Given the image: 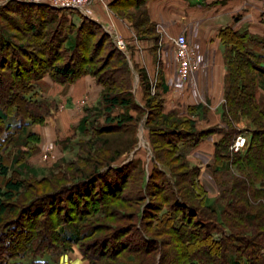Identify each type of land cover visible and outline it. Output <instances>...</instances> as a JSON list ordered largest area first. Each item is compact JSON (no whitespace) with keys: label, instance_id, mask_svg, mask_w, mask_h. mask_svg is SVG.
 <instances>
[{"label":"trees","instance_id":"16d2710c","mask_svg":"<svg viewBox=\"0 0 264 264\" xmlns=\"http://www.w3.org/2000/svg\"><path fill=\"white\" fill-rule=\"evenodd\" d=\"M149 1L110 8L159 41ZM219 36L221 124L203 128L209 107L166 111L165 85L131 65L97 22L47 4L0 5V264H57L76 248L90 264H264V39L231 27ZM85 76L102 87L99 104L66 140L74 157L39 179L25 157L41 150L34 127L58 112L44 95L46 78L64 86ZM141 126L150 162L137 158ZM214 135L212 198L194 153ZM240 136L246 145L235 153ZM13 167L19 178H7Z\"/></svg>","mask_w":264,"mask_h":264},{"label":"crops","instance_id":"0c3cea01","mask_svg":"<svg viewBox=\"0 0 264 264\" xmlns=\"http://www.w3.org/2000/svg\"><path fill=\"white\" fill-rule=\"evenodd\" d=\"M7 1L0 0V5ZM112 1L93 2L85 9L77 11L100 24L114 38L118 35L126 41L125 52L129 59L132 57L131 65L135 63L137 67L145 69L154 85L163 84L167 88L164 94L166 111L178 109V112L183 114L188 106L204 104L209 107L210 112L208 120L200 122L201 126L209 128L221 124L218 110L224 103V80L227 70L220 31L231 27L264 39V0H229L225 5H221L222 0H207V5H200V0H150L147 10L150 21L156 24L155 32L159 41L152 37L139 36L128 20L121 18L110 8ZM77 15L71 18H74L75 22L80 21ZM180 34L186 35L197 61V71L190 76L186 84H182L176 74L175 49L172 42ZM136 78L138 93V75ZM48 80L49 78H46V82ZM101 93L102 87L97 84L95 78L85 76L71 86L69 96L79 100L85 95L96 97ZM258 96H264L262 89L258 90ZM68 117L67 112H61L47 119L40 131L43 136V148L46 149L49 141L56 138L55 131L58 126H68ZM77 124L79 125V122ZM217 139L218 136L214 135L200 144L194 156L207 165L213 162L214 142ZM206 170L210 172L208 167ZM216 193L218 195V190ZM63 258L67 261L68 257Z\"/></svg>","mask_w":264,"mask_h":264},{"label":"rangeland","instance_id":"374dc122","mask_svg":"<svg viewBox=\"0 0 264 264\" xmlns=\"http://www.w3.org/2000/svg\"><path fill=\"white\" fill-rule=\"evenodd\" d=\"M207 13V12H205ZM202 14V15H205ZM207 15V14H206ZM174 45V44H173ZM174 47V46H173ZM175 49V47H174ZM187 83V82H186ZM73 84H66L64 86H61L59 84H56L52 82L50 79L47 81V83L43 86L44 95L49 100H56L58 105V112H67L69 114L68 120H70L68 126H65L60 128L58 126V129L55 131V137L52 138L49 143L46 146V149L41 146V150L28 155L25 157V163H27L31 169H33L34 172L37 173L39 179L43 178V176L46 174V171L50 169L52 166L57 164L60 159H68L74 157V152L65 151V143L67 139H72L74 135L76 134V127L77 123L80 122L82 117L84 116V110L87 108L95 107L99 104V100L101 97H91L90 95H85L83 98H80L79 100H75L74 98L70 97L71 94V86ZM137 83L135 85V88L137 89ZM137 91V90H136ZM47 122V121H46ZM41 127H34V131L36 133H39L41 135ZM36 129V130H35ZM42 142H43V136L41 135ZM138 149L140 150L138 152L137 158H141L143 161L150 162L152 159V155L150 154V146H149V140L147 136V131L142 127L139 130V145ZM11 161L9 160V163ZM8 163V166L10 164ZM198 163V162H197ZM200 165V164H199ZM203 169L202 172V182L206 185L207 189L210 191V195H217V186L214 182V178L211 176L210 172H208L206 169V164L201 166ZM15 169H17L15 167ZM16 172L14 171V167L10 169L9 176L7 178L15 177ZM16 176V178H19ZM5 178L1 176L0 174V186L4 185ZM212 197V196H211ZM214 198V197H212ZM67 256V261L64 260L63 257ZM57 264L61 261L60 264H90L87 260L84 259L81 251L79 248H76L74 253L65 254L58 259H55Z\"/></svg>","mask_w":264,"mask_h":264},{"label":"built area","instance_id":"2783aa9c","mask_svg":"<svg viewBox=\"0 0 264 264\" xmlns=\"http://www.w3.org/2000/svg\"><path fill=\"white\" fill-rule=\"evenodd\" d=\"M22 2H32L38 4H47L55 8H66L72 10H83L90 6L93 2H103V0H20ZM262 17L264 18V9L262 10ZM116 45L123 51L127 50L126 41L116 35L114 38ZM175 47V62H176V74L182 84L188 82L191 75L197 71V61L195 52L191 49L186 35L180 34L173 39ZM246 145V139L244 137H238L233 151L238 153Z\"/></svg>","mask_w":264,"mask_h":264}]
</instances>
